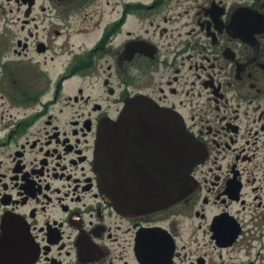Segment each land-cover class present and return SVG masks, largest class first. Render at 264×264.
<instances>
[{"label": "flooded vegetation", "instance_id": "1", "mask_svg": "<svg viewBox=\"0 0 264 264\" xmlns=\"http://www.w3.org/2000/svg\"><path fill=\"white\" fill-rule=\"evenodd\" d=\"M137 99L204 151L159 211L96 170ZM157 132L124 128L123 180L152 177ZM0 264H264V0H0Z\"/></svg>", "mask_w": 264, "mask_h": 264}, {"label": "water", "instance_id": "2", "mask_svg": "<svg viewBox=\"0 0 264 264\" xmlns=\"http://www.w3.org/2000/svg\"><path fill=\"white\" fill-rule=\"evenodd\" d=\"M152 122L159 135L165 138L169 149V162L159 161L170 174H160L158 179L140 183L136 196H122L120 183L119 140L122 128L136 122ZM169 138V139H168ZM169 140V141H168ZM97 167L103 176L104 186L117 207H124L125 200L135 208L150 210L168 207L193 190L190 173L202 160V149L185 134L177 118L152 104L137 100L116 122L105 123L97 141ZM166 173V172H165ZM152 186V191L150 187ZM148 191H147V189ZM152 194V195H150Z\"/></svg>", "mask_w": 264, "mask_h": 264}]
</instances>
